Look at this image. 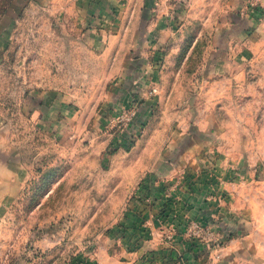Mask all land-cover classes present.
Instances as JSON below:
<instances>
[{
  "label": "rangeland",
  "instance_id": "obj_1",
  "mask_svg": "<svg viewBox=\"0 0 264 264\" xmlns=\"http://www.w3.org/2000/svg\"><path fill=\"white\" fill-rule=\"evenodd\" d=\"M176 3L179 24L132 74L73 40L77 23H17L0 66V264H264V0ZM38 86L62 104H39ZM162 197V214L172 197H215L214 222L138 254Z\"/></svg>",
  "mask_w": 264,
  "mask_h": 264
},
{
  "label": "crops",
  "instance_id": "obj_2",
  "mask_svg": "<svg viewBox=\"0 0 264 264\" xmlns=\"http://www.w3.org/2000/svg\"><path fill=\"white\" fill-rule=\"evenodd\" d=\"M181 5L176 3V0H12L7 6L4 18L0 21V66L12 43L15 26L21 20L26 19V13L36 10L38 15L44 16L42 22L48 19L50 22L55 20L56 22L60 21V23L62 21L65 23H77V29L72 34L73 40L87 42L93 48H100L98 53L94 49H90L88 53L102 61L108 62V64L111 63V69H109L111 73H120L121 61L122 58H125L127 61L125 62V73L132 74V71L135 70L134 67L139 63L141 53L144 52L148 56L150 53L149 49H153L157 42L171 36L170 28L172 26L176 27L180 21L177 11L181 8ZM36 16L34 15L32 20H35ZM37 18L39 19L40 17L38 16ZM38 22L41 21L38 20ZM259 32L258 28L257 38L260 36ZM232 37V33L226 34L228 39H225L226 42L231 41ZM259 50H262L261 47H258ZM262 55L264 56V49L262 50ZM52 90L56 91L58 87H33V98L38 100L39 104L50 107L49 110H51L52 106L62 104L59 93ZM40 95L42 97H39ZM201 146H197L192 150L194 154H200L203 150H211L210 145L204 144ZM7 152L8 149L0 151L1 154L5 153V155L8 154ZM4 160H0V169L11 168L12 166L8 164V158ZM189 160H191L189 164L195 168L199 162L203 165L206 161L199 158ZM164 178L166 179L167 176ZM0 182L2 184L4 182L8 183V177H0ZM166 198L162 197L160 204H156V207H153L152 213H150L151 217L148 219L144 231L142 230L139 233V227L135 228V232L138 234L137 237L139 235L143 237V240L139 241L140 244L132 242V248L136 246V249L140 251L138 254L161 247L164 238H167L168 234H172L175 227L179 229L177 232H180L181 226H178L186 220L196 218L200 221H213L211 217L216 216L214 207L218 200L215 197H172L176 203L169 204V208L162 214L160 207L162 208L163 205L161 204L166 201ZM242 198L248 203L257 197ZM202 203H206V205ZM246 213V216H244L245 221L240 220V225H249V211ZM147 215L144 214L145 217ZM161 215H164L165 218ZM256 218L259 217L257 216ZM228 223L227 226L225 224L226 227H228ZM231 223L237 224V222ZM217 225L216 223V227ZM250 233L246 232L245 234L249 236L248 234ZM132 255L134 256L135 252ZM135 260V258H132V264Z\"/></svg>",
  "mask_w": 264,
  "mask_h": 264
}]
</instances>
